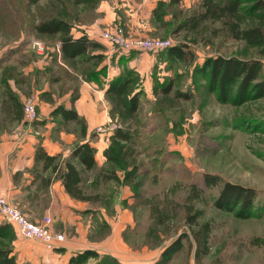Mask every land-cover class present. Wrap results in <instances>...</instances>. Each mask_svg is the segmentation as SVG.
Returning <instances> with one entry per match:
<instances>
[{
	"label": "rangeland",
	"instance_id": "rangeland-1",
	"mask_svg": "<svg viewBox=\"0 0 264 264\" xmlns=\"http://www.w3.org/2000/svg\"><path fill=\"white\" fill-rule=\"evenodd\" d=\"M121 2L0 0V50L9 46L20 48L14 62L8 64L11 67L3 68L1 71L5 70L0 71V75L14 76L16 72L19 78L21 73L18 71H22L25 61L37 56L32 43L39 42L44 47L42 56L49 53L55 57L47 76H40L38 88L45 83L50 94L56 98L67 92H70V101L77 97L81 79L86 80L85 75L93 71V63L96 66L99 63L95 59L87 60L92 55L91 51L85 58L57 62V37L38 35L35 31L36 25L51 18L64 19L79 30L96 25L99 30L121 27L129 40H171L172 46L189 43L184 33L176 32L177 24L174 22L163 25L151 18L150 30L148 28L146 33L135 31L137 27L141 29L137 22L133 25L136 28L131 31L128 28V17L131 18L129 10H126L128 6ZM199 4L200 0H179L180 9L186 13L196 10ZM246 4L249 6L251 3ZM105 6L119 20L100 23ZM165 20H171L170 14ZM202 41L192 46L194 61L189 66L168 55L167 51L149 53L158 55L163 65L151 68L149 72L153 80H147V85L127 61L120 59L116 65L113 63L117 76L123 77L131 69L138 75L133 80L139 91L138 108L135 113H130L123 99L107 96L104 91L99 106L108 119L102 125L120 127L128 140L114 138L115 130L104 135L97 134L95 127L91 129L90 137L93 142H101L100 147L105 144L102 151L98 149L97 153L95 150L97 171H113L119 181L103 184L100 202L97 205L86 203V209L75 215L77 220L74 225L71 220L68 224L62 217L48 216L52 232L63 234L65 239L74 243L70 247L72 252L75 251L73 256L85 251L81 249L86 247L97 253L96 257L87 259L83 264H159L164 259L165 264H264V98L248 100L241 105L221 103L214 93L207 90L202 77L194 72L208 56H252L254 51L244 43L212 39L209 34ZM106 46L110 48L112 57L140 55V52L123 54L109 44ZM262 62L261 78L264 79V58ZM168 82H171L172 91L164 94L162 89ZM96 84L99 89L100 85ZM19 87L25 95L24 101L33 99L36 102V97L39 99L36 91L28 88L26 83H21ZM175 92L190 98H177ZM1 95L0 91V101ZM41 97L52 101V97ZM37 115L38 120L27 125L30 124L35 129L33 131L39 133L38 139L49 133L50 139L60 141L61 132H72L74 138L70 136L66 145H62L65 153L79 143L78 126L73 123L62 126L59 119L52 117L53 124L47 130L39 121L38 111ZM113 155L119 158L117 164L107 160ZM33 173L36 177V171ZM204 174L255 189L252 217L241 219L233 212L216 209L213 203L218 189L206 188ZM93 175L94 172L86 174V177L92 179ZM191 185L201 189L199 196L192 194ZM13 202L26 215L23 208ZM189 205L201 210L199 223H208L209 234L204 242L199 240V227L190 226L185 221ZM16 236L15 233L6 234L0 239V249L10 247L13 252ZM179 238L181 249L162 258L165 249ZM255 238L259 239V245L252 244ZM42 246L50 251L44 244ZM34 247L39 248L38 245ZM65 259L61 251L58 257L49 261L64 264Z\"/></svg>",
	"mask_w": 264,
	"mask_h": 264
},
{
	"label": "trees",
	"instance_id": "trees-1",
	"mask_svg": "<svg viewBox=\"0 0 264 264\" xmlns=\"http://www.w3.org/2000/svg\"><path fill=\"white\" fill-rule=\"evenodd\" d=\"M246 3H251L249 6ZM172 8H174L172 10ZM171 10V13L169 11ZM155 21L168 25L175 23L176 32L184 33L189 43L172 46L159 53L167 51V54L177 59L185 66L194 61L192 46L197 45L209 34V37L221 38L224 41L244 43L248 49L254 51L252 56H224L215 55L206 57L195 69L206 83L207 90L214 93L221 103L231 102L241 105L248 100L264 98V79L261 78L263 69L262 59L264 58V0H200L196 10L190 13L183 12L179 7V0H169L168 3L159 1L152 11ZM170 14L171 20L166 21L165 17ZM72 26L64 19L51 18L35 26L38 35L56 36L61 45L63 59H76L88 57L91 49H97L99 44L89 41L85 36L78 39L72 37ZM190 44V45H189ZM207 44V43H206ZM134 53V52H130ZM95 59L97 63L102 60V55H91L87 58ZM116 76L108 84L105 91L107 96H115L122 100L126 110L135 113L139 103V91L136 89L133 80L138 77L135 71L128 70L127 75ZM172 91L171 82L162 89L164 94ZM8 103L10 101L11 113L16 119L19 112V102L14 94L7 92ZM174 96L188 100L189 95L175 92ZM125 99V100H124ZM12 102L14 105H12ZM14 106V109H13ZM22 108V106H21ZM52 117L58 118L61 124H70L79 127L78 138L84 139L87 127L84 120L70 109L66 110L59 106L55 108ZM67 132V131H66ZM114 138L127 141L120 127L115 129ZM115 151V150H114ZM95 149L88 142H80L73 147L67 158L61 154L48 155L45 150L38 146L34 154L33 170L40 186L47 187L52 181H60L68 196L80 202L90 205H97L101 200L100 188L109 181H119L113 171L100 169L97 171L95 161ZM110 162L118 163L119 158L115 155L108 157ZM90 180L86 174L93 173ZM203 182L206 188L218 189L214 200V207L218 210L233 212L241 219L252 217V210L256 199V190L238 184L222 181L215 175L204 174ZM192 194L199 196L201 189L191 185ZM202 216L201 210L186 207L185 221L190 226L199 227L201 237L199 240L206 241L208 236V223H199ZM6 234H14L12 226L7 223H0V239ZM259 239L251 242L259 245ZM264 242V240L262 241ZM181 249L180 238L168 246L162 254V258L168 253L177 252ZM171 253V254H172ZM93 250H85L76 254L69 260V264H83L91 257H96ZM166 259L159 262L165 264ZM0 264H26L18 263L13 255L12 248L0 249ZM156 264V263H155Z\"/></svg>",
	"mask_w": 264,
	"mask_h": 264
},
{
	"label": "crops",
	"instance_id": "crops-1",
	"mask_svg": "<svg viewBox=\"0 0 264 264\" xmlns=\"http://www.w3.org/2000/svg\"><path fill=\"white\" fill-rule=\"evenodd\" d=\"M121 1L122 5L128 6L126 10L130 12V14H128V16H131V18L128 17V28L133 31L132 29L136 28L133 26L136 22L141 27V29H139L140 31L137 27V30H135L137 33H146L148 31L150 19H154L152 11L159 1L169 2V0ZM105 8L104 16L100 20V23L109 24L115 19L119 20V17H116L115 13H111L108 10V6H105ZM98 27L99 26L96 25L94 28L89 29H72L73 39L85 36L89 41L100 45L99 48L90 50L92 55H102V60L99 64L95 62V64H97L96 66L93 63V71L85 75L86 80L81 79L78 95L73 101L69 99L70 92L62 93L56 98L54 94H50L51 91L45 86V83H42V86H40L41 88H38V85H40V76H47L48 70L50 71L49 66L53 63L54 55L50 56L49 53H46L45 56L37 53L38 57H30L27 59L25 64H23L24 68L22 71H18V73H21L19 78L16 72L14 76L9 74L5 76L3 73L0 75V91L2 94L0 101L2 105V109L0 110V195L7 196L12 202L16 201V204L20 205L30 220L34 222H39L46 216H58L66 220L68 224H70L71 220L73 222L71 224L74 225L78 213L86 209V207H84L86 203L76 201L68 196L60 181H52L47 187L43 188L40 186L38 178L34 176L33 165L36 147L41 146L50 156L61 154L64 159L69 156L73 148L65 153L62 147L70 140V136L72 138H74V136L72 132H61L59 141L58 139H50L49 133H47L43 138L38 139L37 135L39 133L33 131L35 129L32 128L30 124L27 125L22 119L21 106L25 95L21 93L19 85H21V83H26L28 88L32 91H36L37 96L39 95V99L36 97L37 111L40 115L39 121L42 127L47 130L53 124V121H51V113L55 108L61 106L66 110L72 109L76 111L84 120L87 127L86 136L79 141V143L88 142L98 153L100 149L101 151L104 149L105 144L102 143L100 147L99 144L101 142H93L90 133L91 129L106 123L108 119L106 112L101 110L99 101L104 91H106L109 82L118 75L115 71L116 66H114V64L116 65L120 59L127 61L129 67L136 68V71L143 79L142 82L145 85H147V80H153L152 73L149 72L151 68L163 65L160 63L158 55L155 56L149 53L140 52V55L135 57L127 55L123 57H121L122 55L112 57L110 48L106 46L108 43L101 38V33L104 29L99 30ZM60 47L61 45L58 42L56 44L57 62L63 59ZM18 49L20 48L9 46L0 50V71L6 66L11 67L8 64L14 62ZM96 77L97 81H95ZM96 83L100 85L99 89ZM7 92L14 94L16 100L20 104L17 114L20 119H16L14 114L11 113V103L10 101L8 103ZM41 96L47 98L52 97V101H45ZM12 105H14L13 102ZM63 125L64 124H62V126ZM95 161L98 163L96 156ZM0 223L6 222L0 217ZM12 229L17 235L14 242L13 255L18 263L53 264L49 259L55 256L58 257L59 253L62 251L64 258H66L64 264H67L66 262H68L69 258L74 255L75 251L72 252V250H70V247H72L74 243H71L67 239H65L60 247L53 250L50 249L49 251L42 246L43 244L41 242L25 239L19 235L14 226H12ZM35 245H38L39 248L37 249V247H34ZM88 249L90 248L86 247L81 250ZM80 251L76 250V252Z\"/></svg>",
	"mask_w": 264,
	"mask_h": 264
},
{
	"label": "built area",
	"instance_id": "built-area-1",
	"mask_svg": "<svg viewBox=\"0 0 264 264\" xmlns=\"http://www.w3.org/2000/svg\"><path fill=\"white\" fill-rule=\"evenodd\" d=\"M121 27L106 29L102 31L101 38L118 52H143L159 53L170 48L173 43L171 40L160 39H132L129 40L123 34ZM32 48L42 55L44 47L39 42H33ZM37 104L35 100L28 99L22 103V119L26 123L37 121ZM117 128L114 124L100 125L95 128L97 134H105ZM0 217L7 224L15 227L19 235L25 239L41 242L49 249L60 247L65 241L63 234L52 232L50 225L51 219L44 217L40 222H33L22 212L21 208L13 204L5 195H0Z\"/></svg>",
	"mask_w": 264,
	"mask_h": 264
}]
</instances>
